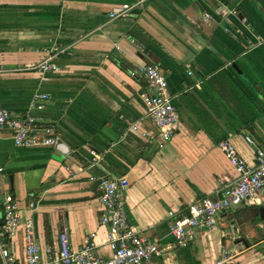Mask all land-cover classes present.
<instances>
[{"label": "crops", "instance_id": "0c3cea01", "mask_svg": "<svg viewBox=\"0 0 264 264\" xmlns=\"http://www.w3.org/2000/svg\"><path fill=\"white\" fill-rule=\"evenodd\" d=\"M131 1L0 0V108L22 114L35 94H47L32 113L72 143L68 154L18 147L1 129L0 203L11 195L21 218L33 220L43 263L46 245L57 253L63 227L73 251L94 232L106 258L98 181L89 176L125 177L128 222L165 250L146 264H214L222 246L236 250L232 264H264L261 204L232 206L186 247L175 245L168 213L186 214L220 181L236 179L221 139L251 166L254 147L264 150V0H145L127 17H110ZM229 10L243 18L224 15ZM49 57L59 71L19 69ZM148 63L161 68L179 114L177 132L165 140L146 115L145 81L132 74ZM22 232L20 225L9 239L17 261Z\"/></svg>", "mask_w": 264, "mask_h": 264}, {"label": "built area", "instance_id": "2783aa9c", "mask_svg": "<svg viewBox=\"0 0 264 264\" xmlns=\"http://www.w3.org/2000/svg\"><path fill=\"white\" fill-rule=\"evenodd\" d=\"M144 1L124 2L110 13V17H127L132 8L142 7ZM204 18H209L207 13H204ZM19 69L44 75L59 71L60 66L49 57L24 64ZM132 74H140L145 81L146 91L140 95L146 115L153 121L162 139L171 138L179 128V114L167 91V80L161 68L148 63L138 66ZM46 97L47 94H35L22 114L0 108V130H10L16 146L54 145L58 136L54 127L32 113V110L42 107L38 101ZM244 138L248 144L254 145L250 136L246 135ZM218 147L235 167L237 177L230 183L220 181L213 197H198L188 206L186 214L168 212L169 231L175 245L179 247L188 246L198 231L215 226L218 216L232 206L244 201L264 205V150L254 147L255 164L251 166L238 155L235 146L227 138L221 139ZM90 153L95 161L99 159L100 156L94 150H90ZM3 170L0 166V174ZM78 170H82V167H78ZM89 178L98 181L99 200L103 206L100 222L107 227L106 242L111 250L109 257L105 258L98 252L94 232H90L81 247L73 251L66 227H63L58 235L57 253H53L52 247L46 245L43 251L47 260L43 263L42 249L35 240L33 220L22 219L14 199L7 194L0 203V264H146L154 256L163 254L165 250L159 246L157 240H148L141 236L139 229L128 222L123 201V191L128 185L127 178H97L94 175ZM33 205L31 202L30 207ZM20 225L23 227V261L16 260L9 242L17 234ZM236 254L235 249L222 246L214 264H232Z\"/></svg>", "mask_w": 264, "mask_h": 264}, {"label": "water", "instance_id": "95a60500", "mask_svg": "<svg viewBox=\"0 0 264 264\" xmlns=\"http://www.w3.org/2000/svg\"><path fill=\"white\" fill-rule=\"evenodd\" d=\"M224 15H227V16H229V17H231V16L234 15V16H237L239 19H242V18H243V17H242V14H239V13H238L237 15H235L234 13L230 12V10H229V11H226V12L224 13ZM239 31H240V30H239ZM134 43H135L140 49H143V46H142L141 44H139L138 42H136L135 40H134ZM231 65H232L233 67H236L235 62H232ZM71 146H72V143L69 142V141L66 139V135L63 134V133H61L60 136H57V137H56V141H55V143H54V145H53V147L56 148L57 150H59L62 154H68V153L71 151ZM258 211H259V213H260V217H261L262 219H264V205L259 206V207H258ZM232 232H233L234 234H236V235L239 236V233L236 231V228H235V227L232 228ZM240 240H241V241H244L243 238H240Z\"/></svg>", "mask_w": 264, "mask_h": 264}]
</instances>
